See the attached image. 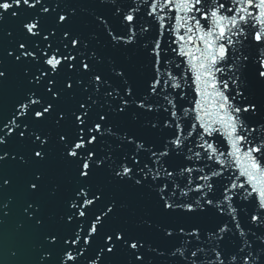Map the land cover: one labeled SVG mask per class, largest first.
Instances as JSON below:
<instances>
[{
	"label": "snow or ice",
	"instance_id": "6c2138e0",
	"mask_svg": "<svg viewBox=\"0 0 264 264\" xmlns=\"http://www.w3.org/2000/svg\"><path fill=\"white\" fill-rule=\"evenodd\" d=\"M0 38V264H264V0H0Z\"/></svg>",
	"mask_w": 264,
	"mask_h": 264
}]
</instances>
